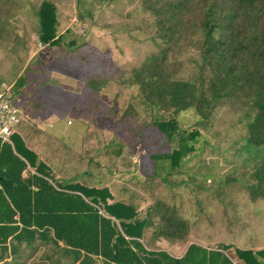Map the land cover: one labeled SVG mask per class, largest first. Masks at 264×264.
<instances>
[{
  "label": "rangeland",
  "instance_id": "obj_1",
  "mask_svg": "<svg viewBox=\"0 0 264 264\" xmlns=\"http://www.w3.org/2000/svg\"><path fill=\"white\" fill-rule=\"evenodd\" d=\"M39 1L14 0L0 6V88L10 86L17 75L25 78L15 100L26 106L31 120L24 123L30 129L22 134L28 145L47 150L59 178L106 186L108 202L132 204L139 220H150L144 229L151 234L165 225L162 217L168 207L167 214L183 227L179 239H167L180 249L190 240L263 249L264 196L252 198L250 187L257 182L254 172L264 158V144H246V101H222L201 122L192 110L180 112L179 126L198 130L194 150L164 180L154 177L149 155L167 151L169 143L149 124L151 114L137 103V88L125 85L131 70L157 50L151 19L141 10L140 0H84V9H92L90 18L80 15L83 8L77 0H51L57 33H62L59 46L42 45L36 38L31 6ZM70 40L73 45L67 44ZM197 56L196 49L186 47L174 56L180 76H192ZM88 80L97 90L87 86ZM130 108L138 113L127 123V116L119 115H127ZM51 118L65 131L73 130L72 139L68 133L62 142L51 137L52 128L45 127ZM112 138L123 139L125 145L109 160L104 152L117 147L104 145ZM157 202L158 210L153 209ZM150 233L142 240L155 245ZM160 242L166 248L167 240ZM28 252L21 253L16 264L52 262L42 259L47 248Z\"/></svg>",
  "mask_w": 264,
  "mask_h": 264
},
{
  "label": "trees",
  "instance_id": "obj_2",
  "mask_svg": "<svg viewBox=\"0 0 264 264\" xmlns=\"http://www.w3.org/2000/svg\"><path fill=\"white\" fill-rule=\"evenodd\" d=\"M10 3L14 0H0V6ZM140 3L141 10L151 19L157 50L131 70L125 85L137 88V103L151 114L149 124L169 143L167 151L149 155L152 176L164 180L194 150L198 130L179 126L176 116L183 111L192 110L198 116L196 122H201L222 101L243 99L249 117L246 144L263 145L264 0ZM77 4L83 8L80 15L92 17V9H84V0H77ZM31 7L38 42L61 45L54 2L40 0ZM67 44L73 45L74 41ZM182 47L198 53L188 78L180 76L174 67V56ZM24 82L20 74L10 84L13 99ZM87 86L97 90L93 80H88ZM129 105L134 107L131 102ZM130 109L127 115H119L127 116V123L131 122L130 116L138 113ZM162 112H167V117ZM24 129V124L15 129L10 135L11 143L0 141V264H16L21 253L35 252L38 247L47 248L49 252L42 259H52L51 264H262L264 249L230 250L221 242L212 250L191 243L179 258L164 250L146 249L138 239L149 219L139 220L130 203L108 202L111 194L106 186L55 181L49 168L25 147ZM114 145L116 149L104 152L109 160L120 155L124 140L112 138L104 149ZM254 177L257 182L250 187L251 197L264 196V158ZM158 204L153 209L158 210ZM168 210L165 207L163 212L165 225L155 235L179 239L183 226L167 214Z\"/></svg>",
  "mask_w": 264,
  "mask_h": 264
},
{
  "label": "crops",
  "instance_id": "obj_3",
  "mask_svg": "<svg viewBox=\"0 0 264 264\" xmlns=\"http://www.w3.org/2000/svg\"><path fill=\"white\" fill-rule=\"evenodd\" d=\"M51 119H48V122L45 125L46 128H52L51 131H50L51 134H49L51 137H54V138L58 139L59 142H62L65 139L64 138L65 136H63V135H66L65 133H68L67 136H69L70 138L75 135V133H74L73 130L72 131H69V132L65 131L66 128H64L63 125H61V124L59 125L58 120L56 118H51ZM27 129H30V127H25V129L23 130L22 134H25L24 132ZM22 141H23L25 147L28 148L29 150H31L33 153H35L36 156H37V159L40 160V161H42L49 168V170H50L51 174L53 175V178H54L55 181L61 182V181H65L66 180V181H69V182H78V183H81V181H79V180H72L73 178H70V179L59 178V177H61L60 176L61 175L60 174V171H59L58 168H56L53 165L52 160H51V156H48L47 154H45V151H47V150L38 147L36 144L34 145V144H30L29 143V145H28V142L25 141V136H23V135H22ZM1 142H6V141H1ZM7 143H11V141L10 142H7ZM52 150H54V149H52ZM29 170H30V172H34L32 168H29ZM23 176H26V173L25 172L23 173ZM75 176H77L79 178L80 177V174H75ZM147 233H150V232H147L145 229H143L142 235L138 239L146 249H148V250H155V251L156 250H164L169 255H171V256H173L175 258L181 257L183 255V253L185 252L187 246L189 244H191V243L198 244V245H200V246H202V247H204V248H206L208 250L215 249L216 243H218V242L224 243L222 241H216L214 243V245L213 244H210L209 245V243L203 244V243L199 242L198 240H190V241H188L186 243V245L183 248L180 249V245L177 244V243H173L174 241H169L165 237L156 236L155 233H153V234L150 233V237L155 239L154 240L155 245H147L142 240L143 237L145 236V234H147ZM160 239L167 240V242L169 241L168 244H167V246H166V248H163V246H161ZM241 248H246V247H241ZM257 249L258 248H253V250H257ZM230 250H233V249L230 247ZM222 252L223 253H226V251H222Z\"/></svg>",
  "mask_w": 264,
  "mask_h": 264
},
{
  "label": "built area",
  "instance_id": "obj_4",
  "mask_svg": "<svg viewBox=\"0 0 264 264\" xmlns=\"http://www.w3.org/2000/svg\"><path fill=\"white\" fill-rule=\"evenodd\" d=\"M15 99L11 96L10 86L2 85L0 88L1 141L10 142V135L15 129L30 119L27 111Z\"/></svg>",
  "mask_w": 264,
  "mask_h": 264
}]
</instances>
